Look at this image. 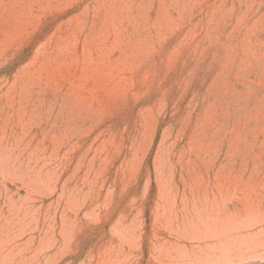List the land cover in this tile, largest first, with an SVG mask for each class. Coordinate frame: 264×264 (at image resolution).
Masks as SVG:
<instances>
[{"label": "rangeland", "instance_id": "1", "mask_svg": "<svg viewBox=\"0 0 264 264\" xmlns=\"http://www.w3.org/2000/svg\"><path fill=\"white\" fill-rule=\"evenodd\" d=\"M0 264H264V0H0Z\"/></svg>", "mask_w": 264, "mask_h": 264}]
</instances>
